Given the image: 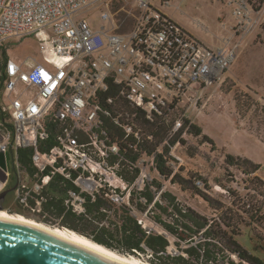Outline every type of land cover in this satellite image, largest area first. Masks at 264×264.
Masks as SVG:
<instances>
[{"label": "built area", "instance_id": "obj_1", "mask_svg": "<svg viewBox=\"0 0 264 264\" xmlns=\"http://www.w3.org/2000/svg\"><path fill=\"white\" fill-rule=\"evenodd\" d=\"M111 1L0 0V37L35 35L41 57L8 58L2 73L0 154L6 169L0 166V175L6 181L0 179V194L14 179L15 203L25 217L44 221L51 218L44 212L50 200L46 187L59 175L78 189L70 190L65 201L73 212L84 214L87 197L107 190L114 204L128 205L151 233L159 231L151 220L153 205L140 213L130 202L132 192L154 181L150 173H159L156 153L139 148L144 141L155 143L139 112L147 124L167 129L156 152L176 172L183 161L175 155L180 143L172 146L170 141L184 128L183 110L195 93L223 82L241 39L261 16L254 17V0H226L236 21L233 35L211 48L164 13L169 0H136L134 11L122 9L123 20L121 11L111 10ZM93 7L106 22L99 29L81 18ZM18 149L32 151L34 172L21 167ZM130 153L139 158L131 160ZM124 170H139L134 182L124 180ZM195 185L201 189L203 182L195 179ZM138 202L147 203L142 197ZM6 211L17 214L12 208Z\"/></svg>", "mask_w": 264, "mask_h": 264}, {"label": "trees", "instance_id": "obj_2", "mask_svg": "<svg viewBox=\"0 0 264 264\" xmlns=\"http://www.w3.org/2000/svg\"><path fill=\"white\" fill-rule=\"evenodd\" d=\"M118 8L116 6V9ZM121 19H125V16L122 15ZM4 60L7 61V56ZM3 70L4 63L0 65V109L4 91ZM139 116L142 124L155 134L154 144L144 141L139 148L148 154L156 153L155 161L159 174L171 183L180 185L184 191L192 190L212 209L221 212L220 215L210 219L200 214L192 207L182 204L176 195L164 190L163 185L154 180L147 183L143 190L132 192L130 199L131 204L140 213L147 212L153 205L154 215L151 220L159 231H164L167 235L159 231L148 233L131 214L129 206L114 204L107 190L96 193L94 199L87 197L84 214L73 212L65 201L70 190L78 189L58 175L53 177L46 187L50 200L44 205V212L51 218L38 222L74 231L107 249L121 255L146 259L150 264H264V180L254 177L252 183L257 184L254 188L257 193L255 198L239 196L229 191L232 198L236 197L230 206L217 201L206 191L197 188L190 179L166 165L164 155L156 150L167 138V129L157 122L153 125L147 124L142 112H139ZM1 119H5L3 113ZM187 128L190 134H202L197 125L184 119V128L171 138L172 146L185 144L181 135ZM208 140L213 143V140ZM47 145L53 146L52 141L49 140ZM168 152L169 148H165L164 153ZM31 153L30 149H18L16 152L21 167L30 173L34 172L30 161ZM128 157L136 161L139 155L130 153ZM225 162L229 167H236L247 176L255 174L261 168L260 164L249 159L232 155H227ZM138 174L139 170L121 172V176L128 183L134 182ZM13 187L14 185L8 188ZM140 197L146 199L147 203L138 202ZM16 213L26 216L20 208ZM172 246L176 248V254L170 251Z\"/></svg>", "mask_w": 264, "mask_h": 264}, {"label": "rangeland", "instance_id": "obj_3", "mask_svg": "<svg viewBox=\"0 0 264 264\" xmlns=\"http://www.w3.org/2000/svg\"><path fill=\"white\" fill-rule=\"evenodd\" d=\"M169 1L170 5L163 8L164 13L205 46L216 47L224 38L233 35L236 21L232 7L226 0ZM254 1L253 8L257 12L254 17L260 15V22L241 39L237 59L225 74L223 82L195 93L193 101L188 102L187 108L183 110L186 119L197 125L202 134L195 136L190 134L188 128L185 129L181 135L185 144L180 143L175 150V155L183 160L176 172L194 184L195 179H200L203 182L200 190L227 206L236 200L229 191L255 198L257 193L254 188L257 184L252 183L254 177L264 180V0ZM135 5L136 0H112L111 10L121 11L122 16L126 15L122 9L134 11ZM116 6L119 8L116 9ZM81 18L88 19L94 29L106 25L100 18L98 8L87 10ZM0 41L3 45L0 49V65L5 62L6 56L16 61L41 60L39 41L35 35L0 37ZM208 139L213 140V143ZM227 155L249 159L260 164L261 168L247 176L236 167L226 164ZM8 158L9 168L14 174L10 153ZM150 175L163 185L164 190L176 195L182 204L210 219L220 215L221 212L212 209L192 190H182L180 185L171 183L155 171ZM10 183L13 186L15 180H10ZM2 206L5 210H19L14 192L5 198ZM170 251L177 253L174 246ZM141 261L148 262L146 259Z\"/></svg>", "mask_w": 264, "mask_h": 264}, {"label": "water", "instance_id": "obj_4", "mask_svg": "<svg viewBox=\"0 0 264 264\" xmlns=\"http://www.w3.org/2000/svg\"><path fill=\"white\" fill-rule=\"evenodd\" d=\"M0 166L6 169L5 156ZM2 182L6 177L0 175ZM1 188V185H0ZM16 186L0 194V202ZM3 209L0 208V211ZM0 264H124L43 229L0 219Z\"/></svg>", "mask_w": 264, "mask_h": 264}, {"label": "bare ground", "instance_id": "obj_5", "mask_svg": "<svg viewBox=\"0 0 264 264\" xmlns=\"http://www.w3.org/2000/svg\"><path fill=\"white\" fill-rule=\"evenodd\" d=\"M0 219L10 220V221H16L19 223H24L27 225H31L40 229H43L45 231H48L54 235H57L71 243H74L76 245H79L81 247L93 250L103 256H106L110 259L116 260L118 262L124 263V264H150L141 261L140 259L134 257V256H125L121 255L115 251H112L110 249H107L104 246H101L92 240L74 232L68 229H60L57 227H51L45 224H42L34 219L24 217L22 214H16L11 215L7 212H0Z\"/></svg>", "mask_w": 264, "mask_h": 264}, {"label": "flooded vegetation", "instance_id": "obj_6", "mask_svg": "<svg viewBox=\"0 0 264 264\" xmlns=\"http://www.w3.org/2000/svg\"><path fill=\"white\" fill-rule=\"evenodd\" d=\"M10 189H12V188H7V189H5L4 191H8V190H10ZM12 192L15 193V191H10V192L7 194V196H8L10 193H12ZM7 196H6V197H7ZM4 200H5V199H4ZM3 202H4V201H1V202H0V208H2V209H3V206H2V205H3ZM0 212H7V211L2 210V211H0ZM7 213H9V212H7ZM9 214H11V213H9ZM11 215H15V214H11Z\"/></svg>", "mask_w": 264, "mask_h": 264}, {"label": "crops", "instance_id": "obj_7", "mask_svg": "<svg viewBox=\"0 0 264 264\" xmlns=\"http://www.w3.org/2000/svg\"><path fill=\"white\" fill-rule=\"evenodd\" d=\"M3 63H4V67H5L6 62H3Z\"/></svg>", "mask_w": 264, "mask_h": 264}]
</instances>
